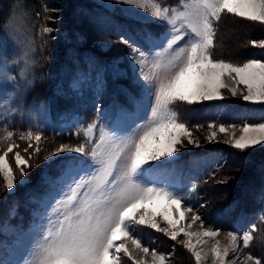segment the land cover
Returning a JSON list of instances; mask_svg holds the SVG:
<instances>
[{
  "label": "rangeland",
  "instance_id": "1",
  "mask_svg": "<svg viewBox=\"0 0 264 264\" xmlns=\"http://www.w3.org/2000/svg\"><path fill=\"white\" fill-rule=\"evenodd\" d=\"M163 2L169 7L180 6V0ZM0 12V154L6 150L8 143L15 142L20 145L16 150L27 157L23 148L27 147L29 141L20 140V134L31 131L33 137L37 133L42 136L41 151L31 160L34 167L27 170L25 183L19 182L21 177L12 159L14 154H9V162L16 172L17 180L13 191L5 188V181L0 175V264H32V258L28 261L26 257L20 258L17 253L20 248L14 244L19 240L16 236L27 229L33 230L32 242L36 244L49 218L55 219L53 197L60 199L58 194L47 193L50 200L41 206L37 200L42 199V194L47 192V186L41 183V176L45 173L54 176L57 163L62 157L79 154L65 152L48 161L44 160V156L61 145L75 147L84 143L87 138L83 131L89 123L95 122L98 125L93 134L98 137L101 127L124 132L134 122L139 123L147 118L148 109L138 112L128 99L129 96L141 94L142 76L150 72L148 66L141 67L138 63L139 53L133 54L131 49L139 47L146 54L161 50L147 43L144 33L151 32L163 39L168 26L153 19L145 20L144 17H150L149 10L120 0H0ZM21 13L27 15L21 16ZM16 16H21L22 23L18 22V28L14 30L9 22ZM232 17L234 21L227 29L230 35L228 39L235 53H244L248 47H253L251 43L247 45L243 41V36L253 31L246 25L251 21L234 15ZM43 26L51 27L53 31L45 34L42 32ZM257 27L258 31L263 28L259 25ZM122 36L131 38L129 44L120 43ZM255 36L253 40L264 39ZM25 51H28L31 61L27 69L23 58ZM247 60L232 63L242 64ZM224 79L230 87L238 88L237 96L233 97L224 89L223 100L173 105L180 121L185 122L193 132L194 139L199 140L200 147L188 145L182 148L175 159L159 171L166 169L168 174L165 181L158 183L174 186L185 197L187 205L201 216L206 226H219L221 229L219 236L214 239L205 238L207 243L197 245V251L208 253L202 264H212L210 249L217 240L220 241V247L227 245V232L235 229L242 235L244 231H250L251 224H255L261 215L257 211L253 218L249 212L238 210L241 204L253 206L255 184L246 185L244 196L238 200L218 201V196L211 199L212 192L218 195V186L222 181L229 185L243 179L224 175L225 171L235 165L236 160L242 158L236 153L239 150L225 142L229 140V135L218 132L217 138L209 142L208 124L223 123L225 127L234 124L235 128L229 127V134L235 132L239 136L244 123H264V103L243 101L239 92L244 90V86L234 85L230 77ZM36 85H41L42 90H51L48 98L41 100L30 95ZM196 125L203 127L197 129ZM43 130L64 138H49L43 134ZM6 131L14 133L12 140L3 139ZM31 143L35 145L34 138ZM259 148L263 147L259 145ZM229 150L234 152L233 160H228ZM227 164H230L229 167ZM255 173L262 180L264 166L255 170ZM156 175L158 173L150 178L155 180ZM239 184L241 186L237 188L243 189V183ZM193 185L196 190L190 191ZM215 221H219V224H214ZM161 226L167 225L161 221ZM194 227L192 231H202L198 224ZM132 230L145 246L165 254L166 264H196L191 252L183 247L186 238L182 235L172 241L163 233L147 227L132 225ZM261 231L258 227V231L253 233L258 240L256 243L264 241V233ZM195 241L196 238H193ZM248 249L243 247L241 241L238 251L228 258L229 264L237 260L239 264H253V261L247 259L249 254L252 255ZM122 259L123 264H131L126 257Z\"/></svg>",
  "mask_w": 264,
  "mask_h": 264
},
{
  "label": "snow or ice",
  "instance_id": "2",
  "mask_svg": "<svg viewBox=\"0 0 264 264\" xmlns=\"http://www.w3.org/2000/svg\"><path fill=\"white\" fill-rule=\"evenodd\" d=\"M120 2L149 10L150 17H144L145 20L153 19L168 26L163 39L151 32L144 33L146 42L161 50L146 54L139 47L131 49L133 54L139 53L141 67L150 68V72L142 76L141 94L128 97L138 112L148 109L147 118L134 122L124 132L101 127L98 137L93 135L98 125L89 123L83 131L87 138L84 143L75 147L61 145L44 156L48 161L65 152L79 154L62 157L54 176L48 173L41 176V183L56 191L60 199L53 197L55 219L49 218L40 233L30 253L32 264H123L124 257L131 264H166V255L145 246L134 234L132 225L161 232L172 241L182 235L186 238L183 247L191 252L196 264H202L208 253L197 251V245L207 243L205 238L220 235V227L206 226L179 190L158 183L150 176L173 161L182 148L200 147L199 140L194 139L189 126L180 121L173 105L223 100L224 89L233 97L237 96L238 88L230 87L225 77H230L234 85L244 86L239 92L243 101L264 103V60L249 59L234 64L214 59L212 54L217 32L214 22L227 13L264 25V0H180L179 7H169L163 0ZM21 16L9 22L14 30L22 23ZM52 31L51 27H42L45 34ZM130 40L122 36L120 43L129 44ZM250 43L264 48V39ZM23 58L27 69L31 63L28 51ZM201 127L196 125L197 129ZM229 127L235 128V125L209 123L207 140L214 141L219 132L229 135L225 142L241 152L264 146V123H244L239 136L235 132L229 134ZM13 136L12 131H6L3 139L12 140ZM33 138L35 145L31 143ZM19 139L29 141L23 148L27 157L16 150L20 145L15 142L8 143L0 154V175L10 192L17 186V180L9 154H14L12 159L19 170V182L23 184L27 170L34 167L31 160L41 151L39 133L34 137L31 131L21 133ZM195 190L193 185L190 191ZM161 221L167 226L162 227ZM259 222L264 224V213ZM197 224L202 231L191 230ZM214 224L218 225L219 221ZM257 231V224H251L250 231L242 235L235 229L227 232L228 244L220 247L217 240L210 249L212 264H229L228 258L238 251L239 243L242 241L247 249ZM193 238H196L195 243ZM247 259L253 264H264V260L250 254Z\"/></svg>",
  "mask_w": 264,
  "mask_h": 264
},
{
  "label": "trees",
  "instance_id": "3",
  "mask_svg": "<svg viewBox=\"0 0 264 264\" xmlns=\"http://www.w3.org/2000/svg\"><path fill=\"white\" fill-rule=\"evenodd\" d=\"M2 13L0 12V20L2 18ZM230 15V16H229ZM232 14H223L218 22H214V26L217 30L216 32V37H215V46L212 50L213 58L216 59H222L226 62H234V61H241L243 59H255V58H262L264 59V48L260 47H248L246 51L243 53H235L234 48L230 42V35L227 33V29L229 28L230 24L234 20L232 17ZM229 17L228 21L227 18ZM236 21V20H235ZM231 22V23H230ZM239 22V21H236ZM241 24V22H239ZM248 28H251L253 31L248 32L243 36V41L249 45L250 41L253 40L254 36L256 37H263L264 38V25H260L255 22H247L246 24ZM257 25L263 27L261 28L260 31H258ZM257 30V31H256ZM256 31V32H255ZM226 35V37H224ZM217 43H218V51H217ZM218 52V53H217ZM261 56V57H260ZM41 85H36V87L33 89V91L30 93L31 96L36 97L38 99H45L48 98L49 94L51 93V90H46V89H41ZM46 91L48 93H46ZM52 100V99H51ZM22 130V129H20ZM45 136H49L52 139H60L64 138V136H57L56 134H50L48 131H42ZM263 148H259V145L252 149L245 150L244 152L237 151V155L239 154V157L242 158V160H234V164L230 167L229 171H225L226 168L223 170L225 171L224 175H233L238 178H240L242 181H236V182H231L229 185L227 184L228 182L222 181L221 185L218 186V195H216L215 192L211 193V199H213L215 196H218V201L219 200H227V201H232V200H238L239 198L243 197V193L246 191L244 187L249 184H255L256 185V197L253 199V206L248 205V204H241L240 207L238 208L239 212H249L252 217L254 218L255 214L257 211L261 213H264V175L263 179L260 180L258 178V175H256L255 170L260 169L262 166H264V146H260ZM228 160L234 155V152L232 150H229L228 153ZM236 155V154H235ZM261 156V157H260ZM232 163V162H231ZM230 164H227V167H229ZM232 168V169H231ZM255 173V174H254ZM239 183H243V189L237 188V186H241ZM224 184V185H222ZM245 184V185H244ZM259 184V185H258ZM254 185V186H255ZM262 186V187H261ZM225 187V189H223ZM233 197V198H232ZM232 198V199H231ZM252 212V213H251ZM255 224H257V227L261 228L264 233V225L258 226L261 224L259 222V219L255 221ZM257 237L253 239L251 242L248 250H250V253H252L253 256L256 258H260L264 260V241L263 242H257ZM264 240V239H263ZM258 241V240H257Z\"/></svg>",
  "mask_w": 264,
  "mask_h": 264
},
{
  "label": "bare ground",
  "instance_id": "4",
  "mask_svg": "<svg viewBox=\"0 0 264 264\" xmlns=\"http://www.w3.org/2000/svg\"><path fill=\"white\" fill-rule=\"evenodd\" d=\"M264 55V54H263ZM261 57V56H260ZM259 185V184H258ZM256 186V185H255ZM193 228H195L194 226H193ZM32 234L31 233H26V232H22V233H20L19 234V237H18V239L19 240H17V241H15L14 242V244H16L19 248H20V250H17L16 252L17 253H19V255H20V258H22V257H26V260H31V255H30V253L32 252V250L35 248V243H33V242H31V241H29V242H27L28 240V238L31 236ZM11 238V237H10ZM16 240V239H15ZM9 241V240H8ZM12 241V240H11ZM35 244V245H34ZM18 248V249H19ZM138 254V253H137ZM245 259V258H244ZM26 262V261H25Z\"/></svg>",
  "mask_w": 264,
  "mask_h": 264
}]
</instances>
